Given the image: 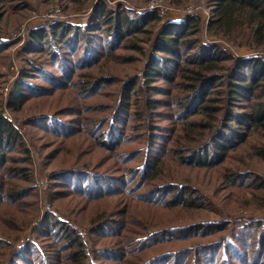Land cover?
<instances>
[{"label":"trees","instance_id":"1","mask_svg":"<svg viewBox=\"0 0 264 264\" xmlns=\"http://www.w3.org/2000/svg\"><path fill=\"white\" fill-rule=\"evenodd\" d=\"M5 1L0 0V6ZM212 2L214 8L207 25L209 37L225 40L235 48L260 53L235 56L217 42L207 43L192 36L199 30L197 16L165 22L163 16L153 10L139 12L123 4L119 5V10H111L106 0L99 1L94 23L84 28L75 26L74 29L72 24L58 23L54 27L32 30L23 51L26 54L49 53L50 69L60 70L59 74H44L49 87L55 91L66 87L74 91L80 83L81 98H85L103 91L112 81L90 74L99 59L114 54L119 44L125 46L126 40L140 32L152 33L150 27L162 22L160 30L149 39L153 54L143 78L149 81L155 76L173 82L179 75L182 77L179 89L184 93L175 97L179 109L175 116L169 117L177 122L165 133L155 134L156 129L164 128L154 126L147 111L141 109L137 95L145 96L147 91L152 94L170 92L157 90L160 88L154 85L139 86L140 76L126 81L109 125L104 119L100 124L89 126L85 117L71 116L77 111L72 113L66 108L60 114L29 118L28 125L59 143L85 133L112 156L120 157V169L118 174L92 171L88 167L64 164L66 156L61 157L62 167L49 173L50 199L67 198L69 202L86 203L92 215L78 221L47 212L33 230L41 238L28 241L22 249L16 248L11 239L0 236V253L3 247L13 246L11 255L4 260L0 258V264H159L163 259L178 264L175 259L180 256H187L193 264H218L209 254L215 249H223L226 256L221 258L233 264H264V217L250 216L233 225L228 219L204 220L144 232L130 226L131 205L137 200L143 207L169 211L211 206V200L198 186L190 181H179L175 174L167 173L168 163L219 170L223 183L233 189L238 199L249 195L251 207L264 208V175L242 164L244 159L235 162V153L246 148L248 156L264 162V0ZM183 45L190 49L186 55L179 49ZM41 67L37 68L38 73L43 71ZM82 74L87 76L86 80L81 81ZM26 77L24 69L6 102L13 112L22 111L30 98L52 94L51 90L31 87ZM158 102L153 98L151 104L156 107ZM122 113L130 118L134 115L139 123L147 120L148 124L143 126L147 134H151L153 128V139L148 140L145 149L141 148L145 142H139L140 146L130 151H119L127 140L139 141L138 138L130 139L115 124ZM130 127L135 129V123ZM17 151L22 156L13 154ZM61 152L68 154L61 148L51 154L50 159ZM30 159L29 147L16 122L0 111V213L11 210V214L20 215L21 206L28 203L26 197L36 189L31 168L23 164ZM134 224L142 225L141 221ZM84 229H88L90 244L82 232ZM185 231L189 232L187 236L174 234ZM90 234L95 235L96 241ZM205 236H215L214 241L195 246L194 240L177 250L160 249L161 245L172 241ZM230 247L235 248L234 258L229 256ZM153 248L151 255L139 262L129 258L133 254L146 255ZM241 251L248 254L244 256Z\"/></svg>","mask_w":264,"mask_h":264},{"label":"rangeland","instance_id":"2","mask_svg":"<svg viewBox=\"0 0 264 264\" xmlns=\"http://www.w3.org/2000/svg\"><path fill=\"white\" fill-rule=\"evenodd\" d=\"M100 0H6L0 6V111L11 119H13L22 136L25 140L26 146L30 150V162L23 163L25 166L31 168L34 177V184L36 189L26 197L28 203L22 205V212L19 214H11V210H6L0 213V236L11 239L16 248H23L24 245L30 241H37L40 237L38 233H34V228L41 224L47 212H52L58 217L67 219L70 216L72 219L78 221L92 215V209L86 203L70 201V199H50V188L52 187L49 181V173L52 170H57L62 167L60 158L66 156L64 164L78 165L80 167H88L92 171H104L107 173H119L120 164L116 155L111 154L109 150L96 145L85 133H80L71 141L59 143L50 135H44L40 131L31 127L26 122L29 118L38 117L46 114H60L66 108L67 110L77 111L74 117L88 120L89 126H94L102 123V120L112 122L115 114V107L118 105V100L122 91H125L126 81L130 78L134 79L140 76L139 86L146 85L158 86L162 90L170 93L152 94L147 91L146 95H137L140 98L141 109L147 111V116L151 117V122L155 127L164 128V130L156 129L157 132L165 133L166 130H171L177 122L174 117L178 112L179 103H177L176 95H183L184 90L179 89L182 77L179 75L173 82L163 78L151 76L149 81L143 77L146 74L151 57L153 54L150 45V37L155 36L162 26L161 23H155L151 30L152 33L140 32L136 36L126 40V45H118L115 53L108 54L99 59V64L96 65L91 75L103 78H110L112 81L107 83L106 87L101 92H95L89 97L81 98L80 86L77 84L76 89L67 87L62 90L51 89L49 83L43 78L46 72L49 74H59V69H50L48 65L49 53H28L23 51L24 45L30 40L31 32L34 28L51 27L58 23L62 25L72 24L84 28L86 25L94 23V12ZM108 7L111 10H119V5L123 4L125 7L135 9L139 12L149 10L157 11L163 16L166 21H184L186 17L197 16L200 18L199 30L195 31V35L203 42H217L222 48L227 49L235 56H249V53H260L251 51L247 48H235L225 40L217 39L216 37H209L207 25L212 16L214 4L212 0H106ZM154 5V6H153ZM104 26V25H103ZM61 30V29H59ZM85 32V30H84ZM101 35V32L98 33ZM131 37V36H130ZM102 37H99L101 39ZM105 39V35L103 36ZM103 41V39L101 40ZM104 42V41H103ZM181 54L186 55L190 50L189 46L183 45L179 48ZM41 65H44L41 67ZM43 68V71L38 73L37 68ZM27 70V77L24 78L30 83L31 87H37L42 91L51 90V95H40L38 98H30L27 105L22 111H11L6 102L9 98L10 92L13 89L16 81L21 77V72ZM51 72V73H50ZM186 78V77H185ZM86 80L87 76L82 74V80ZM131 79V80H132ZM130 81V80H129ZM127 81V82H129ZM137 86V85H136ZM153 98L159 100V104L155 107ZM135 106H133V109ZM138 111V109H137ZM168 114V115H167ZM68 116V115H67ZM154 118V121H153ZM119 128L130 139L138 138L139 141L127 140L119 148L120 152L130 151L133 148L140 146L145 149L148 140L153 139L152 133L147 134L144 131V125L148 124L147 120L143 123L135 118L134 115L130 118L128 114L122 113L117 116ZM135 123V129L130 127ZM55 148V150L53 149ZM63 148L68 154L63 152L58 153L54 158L50 159L51 154H55L56 150ZM248 148L235 153L236 163L242 159L250 168L258 171L264 175V162L258 161L253 156L247 155ZM22 156L19 151L13 153ZM26 156V155H24ZM167 173L175 174V179L183 182L190 181L192 184L198 186L200 190L211 200L209 208H200L198 210H173L157 209L153 206L143 207L139 205L137 200L132 203L130 223L131 228H140L141 232L153 230L161 227H175L183 226L204 220L228 219L231 224H236L247 217H264V208L251 207V197H243L238 199L233 189L227 187L223 183L222 172L217 170H207L204 168L179 167L173 163H168L165 166ZM169 179L168 176H166ZM58 210L62 213H59ZM27 212H29L27 214ZM142 225H135L140 222ZM88 229L82 230L84 236L88 240ZM189 232L174 233L175 235L187 236ZM86 234V235H85ZM90 236H92L90 234ZM95 236V235H93ZM92 236V240L95 239ZM215 236H205L202 239H193L183 242L172 241L169 244L161 245L162 250H177L182 246L188 245L190 242L196 240L195 246L199 243L214 241ZM96 241V239H95ZM90 244V243H89ZM158 247V246H157ZM12 247H3L1 249L0 258L4 260L9 254ZM156 248V247H154ZM153 249H150L146 255L141 253L139 256L135 254L129 258L136 259L139 262L151 255ZM231 258H234L235 248L230 247ZM242 254H248L246 251H241ZM240 252V253H241ZM6 255L2 258V255ZM201 256L205 257L202 253ZM212 257L216 258L218 264H233V261H225L223 249H215L210 252ZM239 254V253H238ZM11 255V254H10ZM144 257V258H143ZM222 257V258H221ZM187 256H180L176 258L178 264H193L187 259ZM232 260V259H231ZM2 261H0L1 263ZM173 260L163 259L159 264H172ZM130 264H132L130 262Z\"/></svg>","mask_w":264,"mask_h":264},{"label":"built area","instance_id":"3","mask_svg":"<svg viewBox=\"0 0 264 264\" xmlns=\"http://www.w3.org/2000/svg\"><path fill=\"white\" fill-rule=\"evenodd\" d=\"M154 6V5H153Z\"/></svg>","mask_w":264,"mask_h":264}]
</instances>
